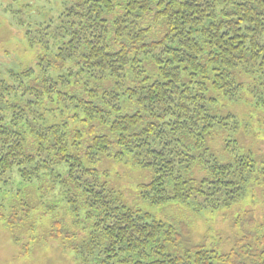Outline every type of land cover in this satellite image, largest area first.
I'll list each match as a JSON object with an SVG mask.
<instances>
[{
    "label": "trees",
    "instance_id": "trees-1",
    "mask_svg": "<svg viewBox=\"0 0 264 264\" xmlns=\"http://www.w3.org/2000/svg\"><path fill=\"white\" fill-rule=\"evenodd\" d=\"M35 8L11 16L36 63L0 77V219L15 243L61 238L81 264H264V246L244 237L225 254L181 246L178 224L129 205L97 169L108 158L148 171L140 200L195 215L264 188V162L236 141L240 121L218 110L250 93L264 136V0ZM217 132L224 157L210 147Z\"/></svg>",
    "mask_w": 264,
    "mask_h": 264
},
{
    "label": "rangeland",
    "instance_id": "rangeland-1",
    "mask_svg": "<svg viewBox=\"0 0 264 264\" xmlns=\"http://www.w3.org/2000/svg\"><path fill=\"white\" fill-rule=\"evenodd\" d=\"M64 1L68 0H0V77L7 76L11 70L21 72L34 66L38 54L27 45L11 11L32 4L36 11L54 14L62 9ZM159 37L160 34L155 36L157 39ZM239 80L248 85L252 83V79L247 76H241ZM243 98L238 103L221 99L218 110L223 115L231 113L237 116L241 129L236 141L240 144V150L252 153L261 166L264 162L262 108L253 105L254 99L250 93L243 95ZM209 143L217 155L225 156L224 134L217 132ZM97 169L104 175L108 186L117 191L129 205L137 204L158 220L178 224L183 233L181 246L203 245L211 251L225 254L231 251L241 237H244L243 244H249L253 249L264 246V239L259 240L264 235V188L259 185L229 209L195 215L183 204L152 207L140 200L138 187L152 179L148 171L108 158H102ZM194 175L201 178L203 173L200 168H196ZM27 243V240L15 243L10 230L0 219V264H81L74 250L63 244L61 238H47L44 243L39 240L30 245Z\"/></svg>",
    "mask_w": 264,
    "mask_h": 264
}]
</instances>
